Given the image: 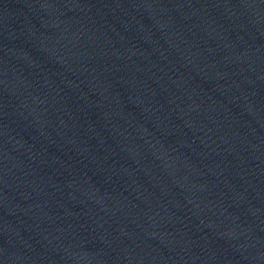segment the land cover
Here are the masks:
<instances>
[{"label": "water", "instance_id": "1", "mask_svg": "<svg viewBox=\"0 0 264 264\" xmlns=\"http://www.w3.org/2000/svg\"><path fill=\"white\" fill-rule=\"evenodd\" d=\"M0 264H264V0H0Z\"/></svg>", "mask_w": 264, "mask_h": 264}]
</instances>
